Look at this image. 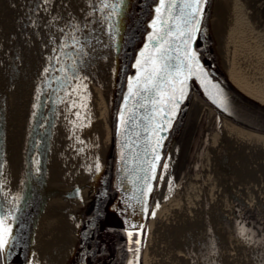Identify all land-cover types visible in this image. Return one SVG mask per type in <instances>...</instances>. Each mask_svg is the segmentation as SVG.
I'll return each mask as SVG.
<instances>
[{
  "label": "water",
  "instance_id": "water-1",
  "mask_svg": "<svg viewBox=\"0 0 264 264\" xmlns=\"http://www.w3.org/2000/svg\"><path fill=\"white\" fill-rule=\"evenodd\" d=\"M66 1L40 52L34 50L43 31L40 28L34 36L29 31L42 0H26L18 22L12 20L6 26L4 37L0 32V50L7 63L5 69L0 67V173L10 85L17 86L13 78L20 72L25 83L17 90L18 99L24 94L21 105L27 109L18 118L24 129L15 191L8 203L0 194V215L7 214L12 229L9 245L0 250L2 264H166L153 220L166 194L178 186L182 169L195 157L192 152L205 122L202 113L207 108L213 111L209 119L217 113L243 130L264 136V100L249 94L227 69L224 0L203 3L196 17L198 31L187 49L185 37L176 38V24L188 28L183 23L189 19L183 7L186 0H165L166 5L175 3L176 7L171 9L172 19L166 8L160 20L168 22L158 25L162 29L158 35L169 41L164 45L169 51L159 61L166 65L161 90L170 93L173 86L180 87L179 83L169 86V73L173 81L184 80V97L174 117L171 106L153 103L159 99L156 89L138 87L139 94L129 96L130 86L141 74L137 67L140 53L146 46L154 50L163 42L149 40L156 34L152 25L159 16L160 0H106L116 7L111 15L113 8L104 9L101 0ZM71 35L80 41L75 47ZM186 50L195 53L191 65L185 59ZM31 59L33 64L28 67ZM90 75L105 82L108 120L97 139L85 132L81 140L73 141L81 82ZM197 101L204 106L193 125ZM158 107L164 109L171 125L159 133L163 140L154 152L152 129L163 124L155 117ZM122 115L127 121L123 125ZM157 153L159 161L155 160ZM57 195L67 198L70 220L61 212L65 223L57 222L53 238L47 240L50 234L43 233L42 215L48 199Z\"/></svg>",
  "mask_w": 264,
  "mask_h": 264
},
{
  "label": "bare ground",
  "instance_id": "bare-ground-1",
  "mask_svg": "<svg viewBox=\"0 0 264 264\" xmlns=\"http://www.w3.org/2000/svg\"><path fill=\"white\" fill-rule=\"evenodd\" d=\"M224 1V28L226 32L228 30L225 52L227 69L229 68L228 71L233 79L235 80L236 77L249 94L264 100V8L261 6L260 0ZM66 2V0H52L50 4L44 6L47 8V11L44 10V7H40L42 3L39 5L38 12L34 15V21L31 23L29 31L30 36L38 35L40 28L43 31L40 32V44L37 39L38 49L34 50L35 53L40 52L42 44L51 35L50 30L58 20H53V17H61L62 7ZM25 3L26 0H0V32L3 37L6 26L12 20L13 24H15L16 21L18 22V17H22L21 13ZM3 53L0 50V67L5 69L7 64L6 54ZM33 54L31 53L30 55ZM31 62L32 59L29 62L27 61L28 64L26 65L31 67L33 64ZM13 81H17L19 85H10L9 99L11 97V101L8 103L9 106L7 108L5 157L2 168L3 187L0 190V194L6 203L9 202L14 194L15 182L22 159L20 133L23 131L24 126L22 125L20 128V120L18 118L22 117L27 110L21 105V99L24 98V94L18 99V89L21 83H25V75H22L20 72L18 75L16 74V79L14 77ZM83 85H86V90L82 87ZM84 103L87 105L86 108L79 107V105ZM203 106L199 101L195 103L196 113L192 122L193 125ZM77 112L80 113V116L83 118L82 120L77 117ZM210 113L212 114L213 111L210 110ZM107 120L108 110L105 82L98 75L87 76L81 82L75 116H73L72 130L73 133H76L73 141L81 140L82 133L85 132H92L93 134L90 135V139L93 137L97 139ZM221 123L222 134L226 143V153L221 158L219 156L218 158L216 157V161V158L214 159L212 181L216 185L222 184L226 180V174H230V177L238 180L234 175H237L240 171H243V174L240 175L241 182L249 181L248 177L252 180L255 173V176H257V172L261 168L260 166H258L260 168H257V164L260 163L257 157L264 152V136L243 130L225 119ZM85 128H87L86 131ZM208 160H210V155ZM196 178L197 175L190 169L185 177L183 186L172 190L171 194H166V198L162 201V206L154 217L157 220L160 213L167 207L171 210L167 214H173L175 218L178 216V220L181 223L191 218V221L194 222L192 224L197 223L205 229L204 234L206 236L201 239V242L206 246L207 251L203 254V259L200 261L195 259V263L192 258H185L180 253L181 251L178 250L180 251L178 252V264H264L263 246H258L242 236H236L234 232L225 227L222 229V233L220 231L219 233L212 234L210 232L209 234V230L206 228L210 222L207 215L210 206L208 204L205 208L201 206L202 193L196 186ZM252 182L249 187L254 185L256 181ZM176 194H178V198ZM176 199H178L177 205H175ZM48 200L41 223L43 224V233L46 234L49 231L50 236L47 240H50L53 238L52 234L56 223L61 221L65 223L63 220L64 215L68 220L70 219L66 197L57 195ZM61 212L64 213V215L62 214V218L60 217ZM155 220H153L152 228L156 235L154 225L158 227L157 234L159 238L161 232L159 226L155 224ZM219 221L218 226L221 225V220L219 219ZM151 235L152 229L150 237ZM151 251L152 246L148 249V254ZM253 251L259 253L253 255ZM147 264L152 263L147 262Z\"/></svg>",
  "mask_w": 264,
  "mask_h": 264
},
{
  "label": "rangeland",
  "instance_id": "rangeland-1",
  "mask_svg": "<svg viewBox=\"0 0 264 264\" xmlns=\"http://www.w3.org/2000/svg\"><path fill=\"white\" fill-rule=\"evenodd\" d=\"M260 4L264 6V0H260ZM205 109L202 113L205 122L201 138L192 152V157L194 154L195 157L191 158L190 161L188 160L182 169L181 178L178 180V186L175 189L183 186L184 178L187 176L188 171L192 169L197 175L196 186L202 193L201 206L204 208L207 204L210 206L207 211L210 222L206 228L209 230V234L210 232L213 234L220 231L222 233V229L225 227L234 232L236 236H242L254 244L262 246L256 240L259 239V232L248 227V224H245L247 221L244 217L246 213L251 212L264 214V207H262L264 205V152L257 157L260 161L257 168H261L257 172L258 175L255 176V173L252 180L248 177L249 181L241 182L240 175L243 174V171H240L237 175H234L238 180L230 177V174H226V180L222 184L216 185L212 181V167L218 156L221 158L226 153V143L221 127L223 118L216 113L209 119V110ZM211 147L214 149L213 151ZM209 155L210 160H208ZM176 176L174 174L173 178L175 179ZM254 180L256 181L254 185L249 187ZM176 195L178 198V194ZM177 204L178 199L175 201V205ZM168 211L171 210L166 207L156 220V225L159 226L161 232L158 239L160 240V249L163 257H166V264L169 262L170 264H178L176 255L180 251L185 258H192L193 262H195V259L197 261L203 259V254L207 251L206 246L201 242V239L206 236L204 234L205 229L197 223L192 224L194 222L191 221V218L181 223L178 216L175 218L173 214H167ZM219 219L221 220L220 226H218Z\"/></svg>",
  "mask_w": 264,
  "mask_h": 264
},
{
  "label": "snow or ice",
  "instance_id": "snow-or-ice-1",
  "mask_svg": "<svg viewBox=\"0 0 264 264\" xmlns=\"http://www.w3.org/2000/svg\"><path fill=\"white\" fill-rule=\"evenodd\" d=\"M52 0H42V4L40 7L47 6L50 4ZM103 4V8L107 9L109 7L113 8V12L109 13V15L114 14L116 11V7L109 5L106 0H101ZM206 2V0H186L185 4L183 5L184 8L188 9V17L189 19L184 20L183 23L188 25L187 29H184L181 27V25L178 23L176 24V38L185 37L184 44L186 49L190 47V39L195 37L196 31H198V25H199V19H196L199 13L202 12L203 9V3ZM175 3L167 4L165 3V0H160L159 7L156 9V12L159 14L156 20L153 21L152 27L156 29V34L149 37L150 41L153 40H162L163 42L158 44L157 47L154 50H150L147 46L144 51L140 53L141 59L137 61V67L141 70V74L136 78V80L133 82V84L130 86L129 89V96H136L138 95L137 88H142L143 91H149L150 89H156L159 99L153 101L154 104L157 105H164V106H171V116H175L176 110L179 107V102L184 97V80H178L173 81L171 79V73H169V86L174 85L175 83H179L180 87H172L171 92L163 91L162 84L160 81L163 80V77L161 76V73L164 71V67L166 65H161L159 61L164 58L165 54L169 49L165 48L164 45L167 44L169 41L164 40L163 37L159 36L158 34L162 31L160 27H158L159 24L164 23L166 24L168 21L164 20L161 21L160 17L164 15V10L167 8L169 16L168 19H172L171 17V9L175 8ZM44 10L47 11V8L44 7ZM58 19L57 17H53V20ZM76 27V30L78 31V26ZM60 32H64V29H59ZM169 37H172L173 33L169 31L167 33ZM72 39V47H75L77 44L80 43V41L75 37V35H71ZM68 45L65 44L62 47H67ZM82 51V48L80 49ZM185 59L188 61L189 65H191L192 62L195 61V53L191 51H185L184 53ZM75 63V61H73ZM47 71V69H45ZM182 75L181 70L178 68L176 71V76L179 77ZM186 79V77H185ZM86 90V85L82 86ZM179 92V95L176 93ZM86 99V98H85ZM75 106V105H74ZM127 106V105H126ZM81 108H86V103L79 105ZM77 117L79 119H83L80 116V113H76ZM155 117H159L163 124H155L154 128L152 129V135L155 137V146L153 147V151L156 152V149L161 146V141L163 140V137L159 134L163 131H166L165 125L170 126L171 125V119H166L164 116V109L163 108H157ZM153 117V119H155ZM121 123L126 124L127 121L124 119L123 115L121 116ZM85 126V125H81ZM161 159L160 155L157 153L155 155V160L159 161ZM166 167V166H165ZM156 164H152V170L155 171ZM97 170H99V165L97 164ZM2 175V173H0ZM153 179H155V176H153ZM3 184L0 182V189H2ZM148 192H151V185L148 187ZM2 207V206H0ZM128 235L131 237L132 233L129 232ZM12 236V229L10 225L8 224V216L7 214L0 215V250H5L7 246L10 243V238ZM135 243H139V241H135ZM135 251H139V249H136Z\"/></svg>",
  "mask_w": 264,
  "mask_h": 264
},
{
  "label": "flooded vegetation",
  "instance_id": "flooded-vegetation-1",
  "mask_svg": "<svg viewBox=\"0 0 264 264\" xmlns=\"http://www.w3.org/2000/svg\"><path fill=\"white\" fill-rule=\"evenodd\" d=\"M245 220L247 221V223L245 222V224H248V227H250L251 229L257 230L258 225L260 223V217L258 215V213H246L245 214ZM0 264H2L1 261V255H0Z\"/></svg>",
  "mask_w": 264,
  "mask_h": 264
}]
</instances>
